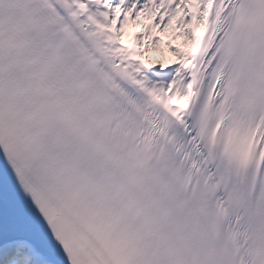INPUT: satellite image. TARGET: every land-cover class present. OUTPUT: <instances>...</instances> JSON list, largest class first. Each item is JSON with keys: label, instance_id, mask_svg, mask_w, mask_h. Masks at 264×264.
Instances as JSON below:
<instances>
[{"label": "snow or ice", "instance_id": "snow-or-ice-1", "mask_svg": "<svg viewBox=\"0 0 264 264\" xmlns=\"http://www.w3.org/2000/svg\"><path fill=\"white\" fill-rule=\"evenodd\" d=\"M0 264H264V0H0Z\"/></svg>", "mask_w": 264, "mask_h": 264}, {"label": "rangeland", "instance_id": "rangeland-1", "mask_svg": "<svg viewBox=\"0 0 264 264\" xmlns=\"http://www.w3.org/2000/svg\"><path fill=\"white\" fill-rule=\"evenodd\" d=\"M150 55H151L153 58H155V57H157V56L159 55V53H157V56L155 55V52L150 53ZM154 55H155V56H154Z\"/></svg>", "mask_w": 264, "mask_h": 264}]
</instances>
